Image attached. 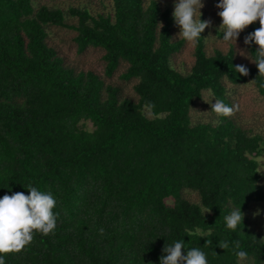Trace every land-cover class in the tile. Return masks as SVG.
<instances>
[{
    "label": "trees",
    "instance_id": "trees-1",
    "mask_svg": "<svg viewBox=\"0 0 264 264\" xmlns=\"http://www.w3.org/2000/svg\"><path fill=\"white\" fill-rule=\"evenodd\" d=\"M172 13L158 0H112L108 14L0 0V197L36 186L53 192L59 213L54 234L35 233L5 264H159L166 239L184 238L209 264H264V238L245 216L236 229L224 220L264 202V135L234 116H191L206 92L234 105L227 84H251L264 99L259 46L244 44L259 21L239 36L251 63H238L233 44L224 51L201 38L182 73ZM52 27L75 32L79 54L101 49L107 77L125 65L137 100L67 66L49 44Z\"/></svg>",
    "mask_w": 264,
    "mask_h": 264
},
{
    "label": "clouds",
    "instance_id": "clouds-1",
    "mask_svg": "<svg viewBox=\"0 0 264 264\" xmlns=\"http://www.w3.org/2000/svg\"><path fill=\"white\" fill-rule=\"evenodd\" d=\"M204 7V0H174L172 17L179 28V39L183 38L186 43L195 45L204 38L207 43L209 36L205 38L202 33L212 27V22L201 18L203 15L201 10ZM216 7L221 9L218 15L222 18V23L217 31L221 33L222 30L221 40L224 43L235 41L236 44L241 32L259 21L260 27L244 38V44L251 45L254 42L259 46L256 51L258 55L253 61L257 64L259 73H264V0H219ZM234 67L236 73L248 75L246 66ZM213 99L215 103H212ZM204 101L211 104L210 112L215 113L217 117H230L234 113V105H229L214 95L211 100ZM26 189L29 193L27 195L23 192H13L11 195L5 194L0 197V264H5L3 254L21 251L33 241L35 233L54 234L57 227L59 213L55 209L58 201L53 192L41 190L36 186H29ZM202 211L205 215L211 209ZM224 220L228 229H236L243 224L244 212L241 207H233L224 216ZM166 241L159 264H209L207 253L201 247H187L185 238ZM240 255L246 253L242 252Z\"/></svg>",
    "mask_w": 264,
    "mask_h": 264
},
{
    "label": "rangeland",
    "instance_id": "rangeland-1",
    "mask_svg": "<svg viewBox=\"0 0 264 264\" xmlns=\"http://www.w3.org/2000/svg\"><path fill=\"white\" fill-rule=\"evenodd\" d=\"M158 1L162 8L169 7L174 11V0ZM218 2L219 0H204L205 7L201 10L203 13L201 18L212 22V27L205 29L206 38L209 36L207 38L208 47H218L226 51L229 45L233 44L238 63H251L242 40L238 38L236 44L235 41L224 43L221 40V36L218 35L217 30L222 23V18L218 15L221 9L216 7ZM33 3L35 8L42 5L63 9H68L69 7H87L93 14L112 13V0H33ZM178 33L179 28L176 26L175 37H178ZM74 36L75 32L72 30L52 27L49 29V44L56 49L67 66L77 71H92L103 79L106 84L120 88L124 97L137 100L134 91L135 81L127 82L121 78V74L125 71L126 66L121 65L112 77H107L105 75V62L103 60L104 52L101 49L90 48L86 52L79 54L73 40ZM193 50L194 45L185 42L182 51L173 59V67L182 73L188 72L194 61ZM227 89L235 106L232 116L247 129H252L264 135V99L258 94L256 89L251 84L239 86L227 84ZM211 99V94L206 92L201 100L196 101L191 112L193 121H218L216 114L210 112L211 104L204 101ZM212 103H215L214 99ZM86 128L92 129V124L87 123ZM259 161L261 162L260 172L264 186V157L260 158ZM184 196L192 202H198L197 195L191 191H185ZM167 202L170 205L173 204L172 199H169ZM257 212L260 214L255 215ZM244 216L249 221L251 228L258 231L264 238V202L252 203Z\"/></svg>",
    "mask_w": 264,
    "mask_h": 264
}]
</instances>
